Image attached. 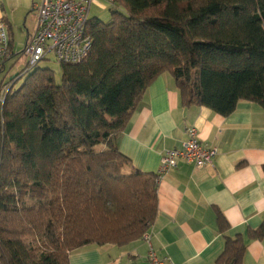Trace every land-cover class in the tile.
<instances>
[{
	"label": "trees",
	"instance_id": "1",
	"mask_svg": "<svg viewBox=\"0 0 264 264\" xmlns=\"http://www.w3.org/2000/svg\"><path fill=\"white\" fill-rule=\"evenodd\" d=\"M110 10L108 23L91 18V53L62 64L60 84L37 66L6 96L0 264H70L77 250L149 232L158 176L135 169L117 140L160 76L174 77L185 107L224 117L242 101L264 110V0H116ZM218 225L229 229L222 215ZM247 234L262 240L264 223ZM224 238L215 264H242L243 236Z\"/></svg>",
	"mask_w": 264,
	"mask_h": 264
},
{
	"label": "crops",
	"instance_id": "2",
	"mask_svg": "<svg viewBox=\"0 0 264 264\" xmlns=\"http://www.w3.org/2000/svg\"><path fill=\"white\" fill-rule=\"evenodd\" d=\"M40 3L42 0H0V21L6 23L13 39L16 33H24L22 26L26 42L35 32L39 19L35 6ZM97 5L106 6L103 2ZM31 12L35 13L29 16ZM192 127L198 130L201 142L216 148L218 155L212 166L180 163L162 178L157 218L146 234L151 246L169 264H215L225 248L224 236L242 235L246 244L242 264H264V238L250 240L247 236L249 230L264 223L262 107L242 101L228 117L206 107H185L174 77L167 73L148 88L117 145L135 169L157 174L163 154L181 149ZM219 215L229 224L225 234L218 225ZM149 250L143 238L126 246L93 245L73 252L69 262L148 264Z\"/></svg>",
	"mask_w": 264,
	"mask_h": 264
},
{
	"label": "built area",
	"instance_id": "3",
	"mask_svg": "<svg viewBox=\"0 0 264 264\" xmlns=\"http://www.w3.org/2000/svg\"><path fill=\"white\" fill-rule=\"evenodd\" d=\"M97 2H103L111 8L116 0H42L40 6H35L39 14L38 24L35 32L28 38L23 52L29 60V68L18 74L17 79L31 72L41 62L47 61L50 55H53L61 65L77 64L85 60L93 47L88 25L91 20V9ZM15 56L7 25L0 21V75L6 71V64ZM13 80L14 78L10 81L5 79L0 81V112L7 94L13 87ZM187 137L181 149L168 150L163 154L157 173V184L164 176L177 169L180 163L197 168L213 165L218 155L217 149L205 146L195 127L187 130ZM143 239L150 247L148 264H169L167 258H161L156 254L149 236L144 235Z\"/></svg>",
	"mask_w": 264,
	"mask_h": 264
},
{
	"label": "rangeland",
	"instance_id": "4",
	"mask_svg": "<svg viewBox=\"0 0 264 264\" xmlns=\"http://www.w3.org/2000/svg\"><path fill=\"white\" fill-rule=\"evenodd\" d=\"M36 12L38 13V11ZM34 13L35 12H31L29 16ZM91 18L98 19L104 23H108L112 20L113 15L109 7L98 6L97 4H94V6L91 9ZM22 27H23L24 33H21L22 31L19 34L16 33L13 39L14 40V52L16 56L14 57L13 60H11L8 63L6 71L0 75V81L3 79L10 81L11 79L15 78L18 74L23 73L27 68H29V60L26 56L23 55V52L25 50V44H26L25 35L27 33H26V29H24V26ZM61 66L62 65L56 61L53 55H50L47 61H43L38 65V67L40 68H48L52 70L54 72V76H55V80L57 84L61 83V78H62ZM23 82H24V79L19 81L17 84H15V89L19 88Z\"/></svg>",
	"mask_w": 264,
	"mask_h": 264
}]
</instances>
